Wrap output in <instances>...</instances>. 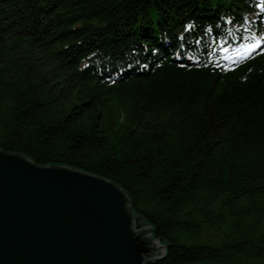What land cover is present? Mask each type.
<instances>
[{"label": "trees", "instance_id": "1", "mask_svg": "<svg viewBox=\"0 0 264 264\" xmlns=\"http://www.w3.org/2000/svg\"><path fill=\"white\" fill-rule=\"evenodd\" d=\"M257 8L0 0V149L119 186L149 264H264V52L215 54Z\"/></svg>", "mask_w": 264, "mask_h": 264}, {"label": "water", "instance_id": "2", "mask_svg": "<svg viewBox=\"0 0 264 264\" xmlns=\"http://www.w3.org/2000/svg\"><path fill=\"white\" fill-rule=\"evenodd\" d=\"M151 233L109 180L0 149V264H149Z\"/></svg>", "mask_w": 264, "mask_h": 264}, {"label": "snow or ice", "instance_id": "3", "mask_svg": "<svg viewBox=\"0 0 264 264\" xmlns=\"http://www.w3.org/2000/svg\"><path fill=\"white\" fill-rule=\"evenodd\" d=\"M259 7L264 8V0H261ZM264 44V34L257 35L252 34V40L250 42H243L238 46V52L236 55L239 56H248L251 55L257 48H260V51L264 52V48L260 46ZM225 59H228L225 57ZM227 67V65H225Z\"/></svg>", "mask_w": 264, "mask_h": 264}, {"label": "bare ground", "instance_id": "4", "mask_svg": "<svg viewBox=\"0 0 264 264\" xmlns=\"http://www.w3.org/2000/svg\"><path fill=\"white\" fill-rule=\"evenodd\" d=\"M235 40V39H234Z\"/></svg>", "mask_w": 264, "mask_h": 264}]
</instances>
